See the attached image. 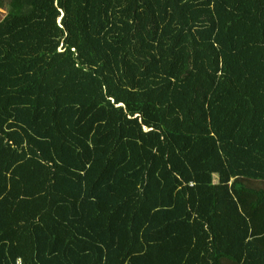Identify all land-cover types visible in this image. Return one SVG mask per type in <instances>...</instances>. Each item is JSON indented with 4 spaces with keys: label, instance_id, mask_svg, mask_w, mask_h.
Listing matches in <instances>:
<instances>
[{
    "label": "trees",
    "instance_id": "obj_1",
    "mask_svg": "<svg viewBox=\"0 0 264 264\" xmlns=\"http://www.w3.org/2000/svg\"><path fill=\"white\" fill-rule=\"evenodd\" d=\"M0 8V264H264V0Z\"/></svg>",
    "mask_w": 264,
    "mask_h": 264
},
{
    "label": "built area",
    "instance_id": "obj_2",
    "mask_svg": "<svg viewBox=\"0 0 264 264\" xmlns=\"http://www.w3.org/2000/svg\"><path fill=\"white\" fill-rule=\"evenodd\" d=\"M14 264H22V261H21V258H17L16 260H15V263Z\"/></svg>",
    "mask_w": 264,
    "mask_h": 264
},
{
    "label": "rangeland",
    "instance_id": "obj_3",
    "mask_svg": "<svg viewBox=\"0 0 264 264\" xmlns=\"http://www.w3.org/2000/svg\"><path fill=\"white\" fill-rule=\"evenodd\" d=\"M4 13H5V11L0 8V19L3 17Z\"/></svg>",
    "mask_w": 264,
    "mask_h": 264
}]
</instances>
